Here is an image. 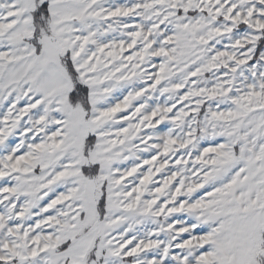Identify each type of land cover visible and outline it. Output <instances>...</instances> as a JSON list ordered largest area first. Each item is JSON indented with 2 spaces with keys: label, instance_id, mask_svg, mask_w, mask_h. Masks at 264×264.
Segmentation results:
<instances>
[{
  "label": "snow or ice",
  "instance_id": "6c2138e0",
  "mask_svg": "<svg viewBox=\"0 0 264 264\" xmlns=\"http://www.w3.org/2000/svg\"><path fill=\"white\" fill-rule=\"evenodd\" d=\"M0 264H264V0H0Z\"/></svg>",
  "mask_w": 264,
  "mask_h": 264
}]
</instances>
